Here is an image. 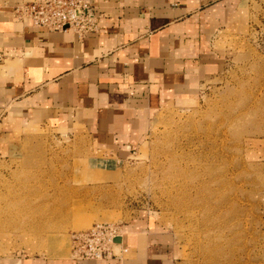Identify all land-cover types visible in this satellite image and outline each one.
<instances>
[{
    "label": "rangeland",
    "instance_id": "obj_1",
    "mask_svg": "<svg viewBox=\"0 0 264 264\" xmlns=\"http://www.w3.org/2000/svg\"><path fill=\"white\" fill-rule=\"evenodd\" d=\"M245 1L214 41L222 71L163 105L136 149L0 127V254L70 255L74 232L149 217L174 264H264V0Z\"/></svg>",
    "mask_w": 264,
    "mask_h": 264
},
{
    "label": "crops",
    "instance_id": "obj_2",
    "mask_svg": "<svg viewBox=\"0 0 264 264\" xmlns=\"http://www.w3.org/2000/svg\"><path fill=\"white\" fill-rule=\"evenodd\" d=\"M21 2L0 0V127H75L119 156L139 146L163 105L190 100L222 71L214 41L246 11L245 0H88L99 30L78 39L18 19ZM121 231L117 259L15 251L0 264H174L151 218H129Z\"/></svg>",
    "mask_w": 264,
    "mask_h": 264
},
{
    "label": "built area",
    "instance_id": "obj_3",
    "mask_svg": "<svg viewBox=\"0 0 264 264\" xmlns=\"http://www.w3.org/2000/svg\"><path fill=\"white\" fill-rule=\"evenodd\" d=\"M14 15L27 19L36 28L53 32L71 31L78 39L94 35L99 30L98 16L88 0H22ZM121 225L109 222L70 235V256L77 260H105L120 257Z\"/></svg>",
    "mask_w": 264,
    "mask_h": 264
},
{
    "label": "bare ground",
    "instance_id": "obj_4",
    "mask_svg": "<svg viewBox=\"0 0 264 264\" xmlns=\"http://www.w3.org/2000/svg\"><path fill=\"white\" fill-rule=\"evenodd\" d=\"M201 168V167H200ZM221 245V244H220Z\"/></svg>",
    "mask_w": 264,
    "mask_h": 264
}]
</instances>
